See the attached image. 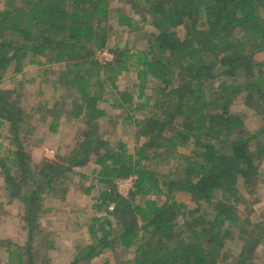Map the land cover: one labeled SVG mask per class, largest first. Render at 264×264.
<instances>
[{"label":"trees","instance_id":"obj_1","mask_svg":"<svg viewBox=\"0 0 264 264\" xmlns=\"http://www.w3.org/2000/svg\"><path fill=\"white\" fill-rule=\"evenodd\" d=\"M144 3L149 5L151 26L157 29L150 32L148 46L135 50L114 47L110 49L113 58L107 63L96 61L93 54L108 45L109 0H9L0 9V80L8 68L19 72L26 64L63 63L68 68L67 78L79 93L72 100L71 113L75 117L83 113L85 121V129L68 155H56L36 165L24 152L18 135L27 114L30 116V107L26 113L18 105L15 90L12 98L11 89L0 88V129L5 140L14 139L16 146L0 155V175L8 196L24 204L28 228L25 245L14 248L18 249L14 253L9 241L0 240L10 262L35 263L34 220L44 211L46 196L64 199L75 176L88 179L87 173L77 172L75 167L90 169L92 183L83 187L87 193L95 183L101 190L94 197V215L87 226L90 242L77 246L70 264H89L115 247L132 249L130 264H218L219 259L223 264H246L264 239L263 222L256 223L251 236L250 229L238 228L240 235L248 237H243L244 244L234 257H226L231 233L224 227L239 219L235 210L242 199L238 182L254 195L261 187L255 189L256 180H264L260 168L264 124L247 132L244 114L231 111L238 95L256 111L264 107V70L255 71L264 60H254L264 52V14H260L264 13V0ZM121 11H116L118 23L131 26V17ZM199 20L204 28L198 27ZM174 25H184L182 35L178 28L171 29ZM130 69L136 72L139 97L148 78L162 83L160 97L144 96L143 104L136 108L142 110L147 103L158 107L159 113L148 110L149 115L141 118L126 116L136 129L135 140L143 139L133 152L123 142L111 145L93 131L105 111L98 106L102 98L97 93L103 90L93 93L90 81L95 77L102 88L101 72L110 79V75ZM111 98L114 107L132 111L130 92L115 90ZM257 114L264 117V110ZM49 116L54 119L49 128L55 131L61 113L51 111L41 119L44 122ZM262 134V141L251 150V142ZM186 147L191 149L187 154L180 150ZM130 176L133 190L121 196L115 181ZM178 192L188 193L196 207L178 202ZM154 195H162L164 200L159 203Z\"/></svg>","mask_w":264,"mask_h":264},{"label":"rangeland","instance_id":"obj_2","mask_svg":"<svg viewBox=\"0 0 264 264\" xmlns=\"http://www.w3.org/2000/svg\"><path fill=\"white\" fill-rule=\"evenodd\" d=\"M8 1L9 0H4L3 6H6ZM147 7H149V5L144 3V0H109L110 12L107 24L110 25L111 29L109 32L108 45L99 49L105 48L110 50L114 47H128L135 50L146 48L148 46V39L152 37L150 32H156L157 30L150 24L151 16L147 11ZM118 9H122L121 13L131 17V26L125 22L118 23L116 12ZM260 14L262 15L264 13L260 12ZM201 22L202 20H199L198 27L204 28ZM175 26L176 25L172 26L171 29L173 30L178 28V26ZM183 29L184 25L178 28L180 35L183 34L181 32ZM235 35L238 36V34ZM202 36L205 40H207V36L205 34H202ZM99 49H96V51ZM95 53L93 56L95 60L98 61ZM254 60L256 62L263 61L264 52L256 54L254 56ZM8 69L11 70V68ZM67 69L68 68H66L63 63L41 65L26 64L25 69L16 72L17 75L14 84H10L8 87L9 84L7 77H4L8 76L9 70L5 72L0 80V88H12V98L15 95L13 89H15L16 84V87H19L18 91L15 90L16 94H18V105L26 113L30 107V116L27 114L28 118L25 119V127H27V131L23 126L22 130L18 129V135L23 141L22 146H24V152L30 156L31 163H35L36 165L42 163L44 159L52 160L56 155H68L77 145V142L79 141L77 138H79V135L85 129V121L82 116L83 113H81L78 117H75L71 113V110H73V105H71L72 100L74 97L76 99L79 93L76 89L77 85H72L70 83L71 81L67 78ZM258 69L263 71L264 65L260 68L256 66L255 71L258 72ZM91 78V91L96 93V91L103 90L102 92L97 93L102 98L98 101V106L103 108L105 111V115L95 121L97 122V127H95V130L93 131L102 136V140L109 141L111 145H114L117 142H123L127 150L133 152L134 147L138 145L141 140L143 141V139H141V137L140 140H135L134 132L136 129L131 124V120L126 119V116L129 114L132 118H141L148 113V110L159 113L160 110L158 107H153L147 103H145V107H143L142 110H137L136 108L138 107V104H143L142 102H144V96L151 99L160 97L162 89L160 87L162 86V83L155 79L148 78L143 94L139 97L138 80L134 69H130L116 75H110V79H106L104 74L101 72L100 80H103L102 88L99 87V81H95V77ZM3 79L5 80L3 81ZM236 83L241 85L243 82H234V84ZM114 84L116 85V88L113 87ZM115 90L130 92V94L133 95V101L131 103L133 109L131 112H127L122 108H116L112 105L111 97H114ZM262 109L264 110V107H262ZM262 109H257L256 111L250 106H246L243 103L242 95H238L235 98L234 103L231 105V111L242 112L244 114L245 130L247 132H254L263 127L264 117L257 114V112H262ZM51 111H59L61 113V116L55 120L57 121L55 131L49 128L50 122L52 120L54 121L52 116H49L46 120H44V122L41 119L42 115H50ZM9 134L11 135L10 132ZM0 135L3 136L2 132H0ZM262 138L263 134L260 139L252 141L250 149L255 150V144L258 141H262ZM0 144L1 151H5V149L9 148L16 149L14 139L9 142L0 138ZM189 149V147H186L181 148L180 150L187 154ZM260 168L264 169V161L261 163ZM76 180L77 181H74V185L81 190L83 187L92 183L91 179L78 180L76 178ZM256 181L255 189L258 188V186L261 187L260 190H256L254 195H249L246 190L243 189L241 181L239 180L238 182V189L242 199L239 203H237V205H235V210L239 215V219L232 223L227 222L225 225L226 227H224L229 230V234L231 233V236L227 239V245H225V250L227 252L226 257H234L244 244L243 237H248V234L240 235L238 228L245 227L246 230L250 229L253 231L249 235L251 236L254 234V231L257 230V227L254 229L256 223H264V180L259 177ZM96 189L97 188H93L92 195L97 194V191L101 190V188ZM152 198L156 199L159 203L164 200V196L162 195H154ZM175 199L178 202L185 204L187 208L196 207L195 201H193V199L190 198V195L186 192H178ZM141 201L142 200L139 197L136 198L137 203H140ZM42 203L44 210L49 208L50 205L47 199H43ZM86 213H89L87 216L90 218L94 211L91 209V211ZM103 213L105 212L98 214L103 215ZM177 220L178 222H182V217L178 216ZM34 224L33 233L35 241L33 249L35 251V264H53L52 260L58 261L59 258L63 259L65 262H68L71 258V261L73 260L75 251L71 252V249H68V241L66 240L67 232L61 234L60 243L64 245L63 251L56 254L51 253L52 257H50L47 256L48 254H46L42 248V246H44V240L45 242H49L50 239L53 240L51 232L55 236V231L58 228V219L56 220L52 213H48V211L40 213L37 216V219L34 220ZM89 242V238H86L83 233H80L78 246H84ZM16 246L18 248L20 245L17 244ZM77 248L78 247L76 246V251ZM121 255V253H109L107 256H99L98 260L94 258L92 264H119L116 260ZM132 255L133 252L131 250V255L129 257ZM125 256H127V254ZM107 261L110 262L107 263ZM218 264H223V262L219 259ZM246 264H264V239L253 249L250 258L246 261Z\"/></svg>","mask_w":264,"mask_h":264},{"label":"crops","instance_id":"obj_3","mask_svg":"<svg viewBox=\"0 0 264 264\" xmlns=\"http://www.w3.org/2000/svg\"><path fill=\"white\" fill-rule=\"evenodd\" d=\"M3 2L4 0H0L1 10L5 8V6H3ZM25 68L26 65L24 66L23 69ZM16 75H17L16 72L9 70L8 76H4L7 77V81L9 84L8 87L10 86V84H14L16 80ZM4 80L5 79H3V81ZM10 89L12 90V88ZM14 90L16 91L19 90V87H16V84H15V89H13V91ZM0 138L4 140L6 139L1 135ZM7 150L8 149H5V151L0 150V155L5 154ZM92 167L93 166H90V168ZM86 169L79 167L74 168V170L75 171L77 170V172L84 171L85 173H87V175L89 176L88 179H91V177L93 178V176L90 175L91 174L90 169L88 168L89 169L88 171ZM76 178L79 180V177L76 176L73 179V181H77ZM74 184H71L69 186L68 190L66 191L67 192L66 197L64 199L58 198L54 194L46 196V199L49 201L50 206L44 211H48V213L49 212L52 213L54 215V218L56 220L58 219V226H57L58 228L55 231L56 232L55 236L51 232V235L53 236V240L50 239L49 242H45L44 240V244H43L44 246H42L44 252L48 254L47 256L52 257L51 253L56 254L58 252L63 251L64 245L60 243L62 233L67 232L66 240L68 241L67 243L68 249L69 250L71 249V252L75 251V253H76L75 247L78 246V238L80 236V233H83V235L86 238H89L87 226L90 218L87 216L89 213L86 212L91 211L92 203H94V197L98 195V194L92 195V190L93 188L94 189L100 188L99 186L100 184L95 183L94 187L91 188L90 193H87L85 189L82 190L79 189ZM5 187H6V181L4 180L3 176L0 175V240L9 241L12 244L13 253H14L18 250V249H14L17 248L16 246L17 244L20 245L18 246V248L20 249H22V247L25 245V242L28 239V231H27L28 228L24 219V215H25L24 204L18 198L16 197L12 198L8 196ZM131 250L132 249H125L123 247H115L114 249L108 248L102 254L95 256L94 258L98 260L99 256H107L109 253H118V254L121 253L122 255L117 258L116 262H119V264H126V262L127 264H130L129 261H131L133 257V256L129 257L131 255ZM33 252L35 251L33 250ZM126 254L127 256H125ZM23 257L26 256L23 255ZM94 258L91 260L89 264L93 263ZM71 259L68 262H65L63 261V259L59 258L58 261L52 260V263L70 264ZM109 262L110 261H107V263ZM15 263L9 261V252L7 248L4 247L2 244H0V264H15Z\"/></svg>","mask_w":264,"mask_h":264},{"label":"built area","instance_id":"obj_4","mask_svg":"<svg viewBox=\"0 0 264 264\" xmlns=\"http://www.w3.org/2000/svg\"><path fill=\"white\" fill-rule=\"evenodd\" d=\"M97 60L101 63L110 62L113 58V54L110 50L102 48L95 53ZM115 188L118 194L121 196H127L131 190H133V177L119 178L115 181Z\"/></svg>","mask_w":264,"mask_h":264}]
</instances>
